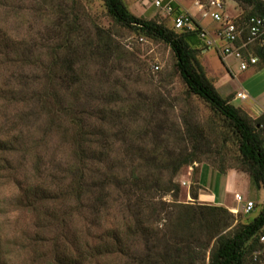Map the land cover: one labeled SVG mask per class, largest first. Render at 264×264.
<instances>
[{
    "label": "rangeland",
    "instance_id": "rangeland-1",
    "mask_svg": "<svg viewBox=\"0 0 264 264\" xmlns=\"http://www.w3.org/2000/svg\"><path fill=\"white\" fill-rule=\"evenodd\" d=\"M175 1L194 14L205 31L219 27L210 17L202 18L203 11L195 7L197 0ZM198 1L206 8L209 0ZM220 1L224 16L234 19L243 13L235 2ZM124 2L136 17L172 27L167 18L145 8L141 0ZM213 40L208 49L196 47V59L218 94L230 100L256 129L258 116L264 114V73L246 79L264 64L258 62L244 73L237 60L223 55L224 43ZM255 46L250 45L251 54ZM155 66L159 70L155 71ZM238 92L245 93L247 99H235ZM77 131L90 134L87 139L93 148L104 152V163L99 165L103 176L121 178L129 172L131 159L162 170L152 169V180L160 185L150 186L143 194L148 207L136 214L135 206L128 211L127 198L113 185L107 186L109 206L96 213L89 202L95 193L77 210L73 198L55 205L39 202L38 212L59 208L64 213L65 246L72 247L69 255L77 258L76 264H126L135 257L146 258L148 247L139 236L129 241L123 237L122 251L106 254L100 249L106 244L105 234L119 230L123 221L135 224L138 212L154 225L158 236L165 235L170 241L169 225L183 206H191L189 210L198 206L227 209L235 216L228 231L237 223L252 221L264 205V191L250 186L248 176L238 172L241 160L229 129L188 92L166 44L115 24L102 0H0V141L11 142L14 148L0 152V241L14 264H23L34 255L41 257L36 264H43L42 260L51 257L47 242H33L39 223L33 210L25 206L22 191L32 184L52 193L66 188L68 168L76 165ZM200 132L208 145L198 137ZM192 151L198 160L181 167L172 179L179 187L178 194L160 195L174 164ZM191 189L198 194L196 200L190 196ZM235 194L255 203L251 213H242ZM50 230L41 234L54 240L53 231L60 229ZM73 237L84 246L81 256L71 245ZM213 245L214 240L205 254V264ZM194 250L202 256L199 248Z\"/></svg>",
    "mask_w": 264,
    "mask_h": 264
},
{
    "label": "trees",
    "instance_id": "trees-1",
    "mask_svg": "<svg viewBox=\"0 0 264 264\" xmlns=\"http://www.w3.org/2000/svg\"><path fill=\"white\" fill-rule=\"evenodd\" d=\"M231 1L243 9V13L233 19L235 23L243 24L247 18L253 16L264 18L263 0ZM102 2L108 16L115 24L136 31L141 36L161 41L170 48L176 60L177 71L188 92L204 102L226 125L233 136L237 144L238 157L241 160V168L238 172L248 176L250 186L256 190L262 189L264 191V138L262 136L264 114L258 116L257 128H252L239 113V110L230 103V100L218 94L215 86L207 78L203 67L196 59V47L199 45L206 47L198 38V31L202 28L200 24L196 22V30L192 32H177L172 27L169 29L160 22L136 17L129 11L124 0H102ZM175 9L178 14L187 13L178 4H176ZM255 44L257 46L253 48L252 54L249 51L250 46L243 50V58L247 59L248 54H250L256 57L258 62L264 64V40ZM220 59L222 61V58ZM78 131L75 133L77 141H75L76 146L73 149L76 165L68 168L70 180L66 188L57 189V193H52L47 187L42 189L41 185L32 184L26 186L22 191L25 206L33 210L36 222L39 223V229L36 230L39 234L33 236V242L41 245L47 242L51 249V257L42 260L43 264H76L75 259L77 258L74 259L69 255L70 252L73 253L70 250L72 247L69 246V249L68 246H65L67 237L63 228L65 227L64 213L59 208H46L43 212H38L36 206L40 205V201H51L55 205L59 203L57 201L73 198L77 210L82 207L84 199L95 193L96 195L94 194L89 202H91L90 209L96 213L101 208L105 209L109 206L107 186L113 185L127 198L128 211L130 212L132 206H135L136 214L137 210L148 207L143 194L148 193L150 186L158 187L160 185L158 180H152V169L153 171H160L162 168L158 166L155 168L150 165L151 163L146 162L135 164L133 159H131L132 166L129 172L121 178L115 175L110 176L111 174L103 176L100 174L101 167L99 168V165L104 163V152L97 147L93 148L91 139H87L90 134L78 133ZM198 137L208 145L203 132H200ZM13 149L11 142L0 141V152L9 153ZM139 158H144V155H140ZM197 160L195 152L192 151L185 154L181 159L179 158L177 163L174 162L171 179L164 183L160 195L171 194L175 197L179 192V187L173 182V177L181 167L191 166ZM39 181L42 180L39 179ZM139 194L141 195L138 197ZM190 196L196 200L198 194L191 189ZM134 198L135 202L131 204V200ZM190 207L183 206L184 210L178 211L176 221L170 223V230H168L170 241L165 240V235L158 236L157 232L154 231V225L147 223L149 222L147 217L143 219V214L138 212L135 224H132L130 220L123 221L119 225L123 227L121 231H119L120 227L119 230L117 228L105 234L106 244L100 249H102V253H116L119 252L118 249L123 250L121 248L123 237L128 241L132 237L134 239L142 237L149 248L145 250L147 252L146 258L135 257L126 264H205V254L210 243L214 240L208 264L250 263L252 251L259 245L258 237L264 225V205L261 206L258 215L252 221L245 224L237 223L228 231L226 229L231 227L235 221V216L227 209L216 206H198L189 210ZM50 228L53 230L60 229L58 232L53 231V233L56 232L54 240H47L41 234L42 232H51ZM73 239L71 245L76 249L73 250L77 251V254L81 253L80 256L83 255L84 246H82L81 241L77 237H73ZM2 247L0 241V264H14L6 256ZM161 248L162 251H160ZM194 248H199L203 252L202 256ZM86 251L87 248H85ZM40 259L39 255H34L23 264H36L37 260Z\"/></svg>",
    "mask_w": 264,
    "mask_h": 264
},
{
    "label": "built area",
    "instance_id": "built-area-1",
    "mask_svg": "<svg viewBox=\"0 0 264 264\" xmlns=\"http://www.w3.org/2000/svg\"><path fill=\"white\" fill-rule=\"evenodd\" d=\"M144 4H143V3ZM141 3L146 8L155 9L156 12L161 13L164 18H167L172 25V28L177 32H192L196 30V22L194 17L188 13H177L175 0H141ZM146 5V6H145ZM195 7L203 11L202 18L210 17L214 22L219 23V27L213 32L214 37H211L208 31L200 29L198 31V38L206 45L211 47L213 38L224 43L223 55L232 56L239 62V69L243 72L249 67H255L258 59L248 54L247 59L243 58V50H246L250 45L261 43L264 40V18L249 17L243 24L235 23V21L221 12L223 9L220 0H209L206 8L201 1L195 2ZM182 11V10H181ZM155 71L159 70L158 66L153 68ZM235 99L246 100L247 95L243 92L235 94ZM235 202L242 207L243 214H249L253 211L255 203L251 200H244L239 194L234 195ZM232 213L236 212L231 210ZM258 247L252 251L249 264H264V225L261 228V233L258 237Z\"/></svg>",
    "mask_w": 264,
    "mask_h": 264
},
{
    "label": "crops",
    "instance_id": "crops-1",
    "mask_svg": "<svg viewBox=\"0 0 264 264\" xmlns=\"http://www.w3.org/2000/svg\"><path fill=\"white\" fill-rule=\"evenodd\" d=\"M177 4H178V3H177ZM178 6L181 8V6H180L179 4H178ZM181 9L184 10V11H186L187 13L191 14L193 17H195L194 14H192L189 10H185V9H183V8H181ZM199 22H200V21H199ZM200 25L202 26L201 22H200ZM209 32H211V34H214V33H213L214 31H210V30H209ZM206 49H208V47H206ZM251 68H252V67H249V69L246 70L245 72L249 71ZM245 72H244V73H245ZM230 73H232V72L230 71ZM263 73H264V67H263V69H262L261 71H259V72H257V73H253V72H252V74L248 75L246 81L248 82V81H250L251 79H253L252 77H255V76L260 75V74H263ZM247 82H246V83H247ZM244 91H245V90H244ZM234 92H235V91H234ZM238 93H239V92H238ZM251 95L253 96V94H251ZM233 101H236V100H233ZM260 104H261V103H260ZM261 107H262L263 112H264V105L261 104Z\"/></svg>",
    "mask_w": 264,
    "mask_h": 264
}]
</instances>
